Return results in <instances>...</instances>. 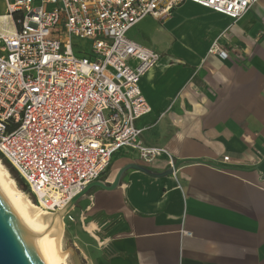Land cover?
<instances>
[{"label":"crops","instance_id":"0c3cea01","mask_svg":"<svg viewBox=\"0 0 264 264\" xmlns=\"http://www.w3.org/2000/svg\"><path fill=\"white\" fill-rule=\"evenodd\" d=\"M172 13L190 36L169 52L180 64L164 56L141 77L151 112L135 126L144 145L184 162L88 191L94 264H264V0L235 21L190 2ZM137 25L129 37L152 48L131 36ZM126 153L106 184L127 163L170 169L116 154Z\"/></svg>","mask_w":264,"mask_h":264},{"label":"built area","instance_id":"2783aa9c","mask_svg":"<svg viewBox=\"0 0 264 264\" xmlns=\"http://www.w3.org/2000/svg\"><path fill=\"white\" fill-rule=\"evenodd\" d=\"M258 1L0 0L1 160L50 212L98 180L120 151H135L146 165L165 158L173 169L170 152L144 145L135 126L151 112L141 77L161 54L130 30L186 2L235 21Z\"/></svg>","mask_w":264,"mask_h":264},{"label":"rangeland","instance_id":"374dc122","mask_svg":"<svg viewBox=\"0 0 264 264\" xmlns=\"http://www.w3.org/2000/svg\"><path fill=\"white\" fill-rule=\"evenodd\" d=\"M1 12L2 10L0 4V13ZM172 12L173 11H171L170 15L167 17L165 16L161 18H155V17L144 18L138 23L137 27L131 33V36L136 40L144 43L147 46L152 47L154 51L157 50L161 52V58L159 62L165 56L167 57V62L171 66L173 64H180V61L178 59L179 57L175 58L169 52H171V49L179 44L180 42L179 40L181 38L183 40H187V37L190 36L189 30L185 28L186 27L185 25L182 24L183 25L182 26L178 23L179 18L176 17V14ZM75 43H77L79 46L86 47L87 49H90L91 46V42L86 40H75ZM167 48L170 51H165V49ZM186 61L187 60H185L184 62L187 63ZM128 154L129 153H126L125 155L116 154L113 158H111L109 167L100 176L98 180L105 182L107 179H109L111 181L112 174L118 168V166L124 160H126L127 157H129ZM0 161H2L1 157H0ZM21 185L23 188H20L18 184H17V188L23 194L28 196L26 191V185L24 184L23 181H21ZM87 195H89L88 192L82 198H80L74 204V206H72V208L66 214L61 224V228H60L61 236L59 243H61V252L66 253L65 264H73V259H71V254L69 253V249H68L69 247H72L74 249V251L78 256V259H80L81 264H94L93 259L95 257L93 250L94 247L96 246V243L98 242L95 243L96 238L93 236L94 234L93 230H90L87 226L89 219H87L84 215H82V213H84V210L82 208ZM28 198L32 202V204L37 207L31 196H28Z\"/></svg>","mask_w":264,"mask_h":264},{"label":"water","instance_id":"95a60500","mask_svg":"<svg viewBox=\"0 0 264 264\" xmlns=\"http://www.w3.org/2000/svg\"><path fill=\"white\" fill-rule=\"evenodd\" d=\"M183 162L184 161L177 162L173 169H168L159 174L153 173L144 166L142 167L135 163H127L115 173L111 184H106L101 180H95V182L87 185L78 195L73 197L58 214H67L81 197L95 187L105 191L116 189L120 184L122 175L126 173L127 170L133 169L142 173L144 172L150 176L159 177L172 175ZM22 220L20 212L14 207L0 184V264H44L36 245L31 241L30 237L25 241L24 235L19 228ZM68 249L71 254V259H73V264H81L74 249L72 247Z\"/></svg>","mask_w":264,"mask_h":264},{"label":"bare ground","instance_id":"6f19581e","mask_svg":"<svg viewBox=\"0 0 264 264\" xmlns=\"http://www.w3.org/2000/svg\"><path fill=\"white\" fill-rule=\"evenodd\" d=\"M0 184L14 207L20 212L22 222L19 226L25 241L30 237L36 245L44 264H65V252H61L60 228L66 214L45 211L35 206L28 196L18 188L0 161ZM68 253V251H67Z\"/></svg>","mask_w":264,"mask_h":264},{"label":"trees","instance_id":"16d2710c","mask_svg":"<svg viewBox=\"0 0 264 264\" xmlns=\"http://www.w3.org/2000/svg\"><path fill=\"white\" fill-rule=\"evenodd\" d=\"M0 157H1V156H0ZM1 162H2V164H4V165L7 167V169H8V171H9L10 175L12 176L13 179L16 180L18 186H19L20 188H23L22 185H21V181H23V180H22L21 178L18 177L17 172H16L15 170L12 169L11 165H10L6 160H2ZM20 180H21V181H20ZM23 182H24V181H23Z\"/></svg>","mask_w":264,"mask_h":264}]
</instances>
